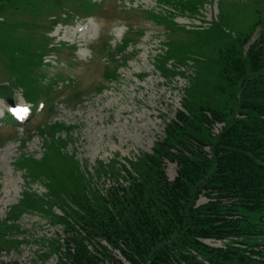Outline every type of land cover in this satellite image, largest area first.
<instances>
[{
	"label": "rangeland",
	"instance_id": "obj_1",
	"mask_svg": "<svg viewBox=\"0 0 264 264\" xmlns=\"http://www.w3.org/2000/svg\"><path fill=\"white\" fill-rule=\"evenodd\" d=\"M58 1L65 4L0 0V83H12L7 92L16 104L28 96L44 102L24 124L0 120V262L8 264H58L59 243L62 250L68 236L58 215L71 213L70 193L81 180L105 190L113 183L109 174L121 164L130 168L127 160L152 152L184 104L192 111L235 110L241 85L223 75L221 52L250 32L247 44L264 37V0ZM146 11L159 17L153 21ZM48 14L58 19L52 22ZM43 50L42 62L50 64L27 78L26 70ZM41 70L47 73L43 84ZM57 71L64 76L54 77ZM111 72L115 76L106 81ZM52 78L50 107L43 98ZM70 87L77 93L72 98L66 96ZM9 105L0 97V110ZM54 120L62 129L53 139L47 124ZM214 124L221 122L210 124V132ZM28 159L36 173L18 166ZM164 165L172 179L176 163L165 158ZM44 169L49 175L38 173ZM19 199L25 205L13 207ZM205 199L200 195L197 202ZM255 240L263 244L264 235Z\"/></svg>",
	"mask_w": 264,
	"mask_h": 264
},
{
	"label": "trees",
	"instance_id": "obj_2",
	"mask_svg": "<svg viewBox=\"0 0 264 264\" xmlns=\"http://www.w3.org/2000/svg\"><path fill=\"white\" fill-rule=\"evenodd\" d=\"M53 1L56 8L65 4ZM250 35H243L220 55L223 75L241 85L236 109L223 112L202 106L192 111L184 104L185 110L169 120L152 152L137 161L127 160L130 168L121 164L109 174L113 183L105 190L81 180L80 187L70 193L71 213L58 215L68 233L62 250L58 242V264L104 260L111 264H204L203 260L264 264L254 257L258 243H251L253 237L264 234V37L244 48ZM43 52L26 74L42 61ZM108 75L113 78L115 73ZM214 121L225 124L212 135L209 127ZM57 129L62 126L49 128L51 138ZM165 158L176 163L173 179L167 175ZM23 167L37 172L30 159ZM200 195L207 200L197 204ZM226 237H235L246 247L234 243L214 247L202 241ZM111 249H117L124 260Z\"/></svg>",
	"mask_w": 264,
	"mask_h": 264
}]
</instances>
